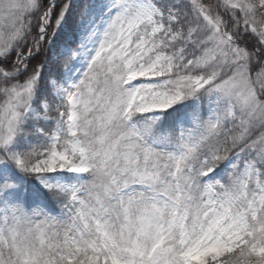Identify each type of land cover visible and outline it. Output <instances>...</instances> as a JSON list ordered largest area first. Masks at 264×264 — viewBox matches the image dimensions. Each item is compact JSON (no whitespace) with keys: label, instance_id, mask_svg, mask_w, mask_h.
I'll return each mask as SVG.
<instances>
[{"label":"snow or ice","instance_id":"snow-or-ice-1","mask_svg":"<svg viewBox=\"0 0 264 264\" xmlns=\"http://www.w3.org/2000/svg\"><path fill=\"white\" fill-rule=\"evenodd\" d=\"M0 264H264V0H0Z\"/></svg>","mask_w":264,"mask_h":264}]
</instances>
